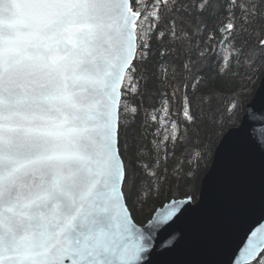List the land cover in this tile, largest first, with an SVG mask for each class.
I'll return each instance as SVG.
<instances>
[{
	"label": "snow or ice",
	"instance_id": "1",
	"mask_svg": "<svg viewBox=\"0 0 264 264\" xmlns=\"http://www.w3.org/2000/svg\"><path fill=\"white\" fill-rule=\"evenodd\" d=\"M140 7V0H0V264H140L154 236L134 231L131 209L159 196L167 169L157 175L159 160L152 169L143 163L159 146L130 135L137 109L128 97L167 83L172 65L195 81L193 49L205 62L235 54L238 66L241 55L253 71L264 65V0H152L143 15ZM197 91L211 103L215 93ZM184 101L194 126L187 92ZM241 106L234 102L233 114ZM224 127L217 121V160L233 143ZM261 253L264 240L243 255L264 264Z\"/></svg>",
	"mask_w": 264,
	"mask_h": 264
},
{
	"label": "water",
	"instance_id": "2",
	"mask_svg": "<svg viewBox=\"0 0 264 264\" xmlns=\"http://www.w3.org/2000/svg\"><path fill=\"white\" fill-rule=\"evenodd\" d=\"M229 131L231 149L217 160L220 139L197 198L171 199L145 224L131 213L134 231L154 236L140 264L255 263L243 253L264 240V75L239 124ZM173 208L179 209L176 215L161 223Z\"/></svg>",
	"mask_w": 264,
	"mask_h": 264
},
{
	"label": "trees",
	"instance_id": "3",
	"mask_svg": "<svg viewBox=\"0 0 264 264\" xmlns=\"http://www.w3.org/2000/svg\"><path fill=\"white\" fill-rule=\"evenodd\" d=\"M151 3L152 0H140L143 9ZM144 23L147 25L148 22ZM156 40V36H151L153 64L157 51ZM197 56V51L193 49L194 73H199L195 81L187 74L181 77L180 69L172 65L167 68V83L160 85L157 80L147 86L141 85L138 94L133 92L128 97L130 107L137 109L136 113L129 115L130 135L141 137L145 143L159 146L157 152L148 153L143 163L152 169L153 164L159 160V166L155 169L157 175H160L162 169H167L166 175L161 176L156 184L159 196L142 199L131 209L134 220L139 224L148 222L155 211L171 199L189 195L197 198L201 180L210 168L214 151L221 139L217 121L224 123V132L239 124L247 100L253 96L264 75V65L259 67L258 72L242 66L243 55L239 57L241 66L237 65L235 54L230 57L228 63L223 64L216 55H212L206 62L198 60ZM198 87L215 93L210 104L207 100H201L202 92L197 91ZM185 92L193 98L192 111L197 118L194 126L190 125L183 115ZM236 101H241L242 106L233 114L231 105ZM197 151L204 155L199 164L193 160V154ZM177 168L180 171H175ZM189 171L191 175L183 176L182 179L176 178Z\"/></svg>",
	"mask_w": 264,
	"mask_h": 264
},
{
	"label": "rangeland",
	"instance_id": "4",
	"mask_svg": "<svg viewBox=\"0 0 264 264\" xmlns=\"http://www.w3.org/2000/svg\"><path fill=\"white\" fill-rule=\"evenodd\" d=\"M142 11H144L143 7H141ZM259 86V85H258ZM257 89V88H256ZM256 91V90H255ZM255 93V92H254ZM254 95V94H253ZM253 97V96H252ZM252 97L250 99L247 100L246 104L252 99ZM181 198V197H178ZM178 198H174V199H178ZM264 255V253L262 254V256ZM256 263V262H255ZM254 264V263H253Z\"/></svg>",
	"mask_w": 264,
	"mask_h": 264
}]
</instances>
